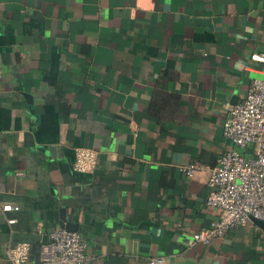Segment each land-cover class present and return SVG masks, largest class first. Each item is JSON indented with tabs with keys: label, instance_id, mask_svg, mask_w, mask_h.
Masks as SVG:
<instances>
[{
	"label": "crops",
	"instance_id": "1",
	"mask_svg": "<svg viewBox=\"0 0 264 264\" xmlns=\"http://www.w3.org/2000/svg\"><path fill=\"white\" fill-rule=\"evenodd\" d=\"M252 52L264 0H0V203L18 205L0 210V264L19 241L36 261L62 218L80 264H264L251 218L188 242L218 216L207 178L227 106L264 77ZM79 146L92 171L73 169Z\"/></svg>",
	"mask_w": 264,
	"mask_h": 264
},
{
	"label": "built area",
	"instance_id": "2",
	"mask_svg": "<svg viewBox=\"0 0 264 264\" xmlns=\"http://www.w3.org/2000/svg\"><path fill=\"white\" fill-rule=\"evenodd\" d=\"M249 58L264 62L263 52H252ZM222 123V134L231 147L221 153L210 167L204 202L219 210L209 224L193 231L189 243H208L228 229L244 223L249 215L264 219V77L249 78L243 97L227 106ZM252 147L244 155L241 149ZM97 162L94 149L79 146L74 149L72 167L76 171H92ZM198 166L189 162L179 169L190 176ZM18 205L0 203V210L17 209ZM12 222L13 218L7 219ZM86 243L77 231L54 227L49 239L40 247L36 261H28V242L19 241L5 247L8 264H80L84 259ZM162 261V256L152 257L148 264Z\"/></svg>",
	"mask_w": 264,
	"mask_h": 264
},
{
	"label": "water",
	"instance_id": "3",
	"mask_svg": "<svg viewBox=\"0 0 264 264\" xmlns=\"http://www.w3.org/2000/svg\"><path fill=\"white\" fill-rule=\"evenodd\" d=\"M249 218H251L253 221H255L259 226H263L264 225V219L256 218V217H254L252 215H249ZM58 225L60 227H63L66 230H70V231L76 230L75 223H71V222L65 221L63 218L61 219V221H58Z\"/></svg>",
	"mask_w": 264,
	"mask_h": 264
}]
</instances>
